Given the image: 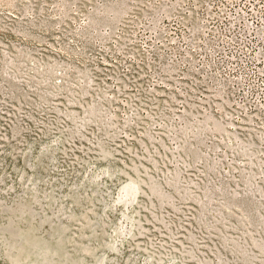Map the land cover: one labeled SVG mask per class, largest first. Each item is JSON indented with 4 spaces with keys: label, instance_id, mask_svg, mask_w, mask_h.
I'll return each instance as SVG.
<instances>
[{
    "label": "rangeland",
    "instance_id": "rangeland-1",
    "mask_svg": "<svg viewBox=\"0 0 264 264\" xmlns=\"http://www.w3.org/2000/svg\"><path fill=\"white\" fill-rule=\"evenodd\" d=\"M150 1L0 0V264H264V115Z\"/></svg>",
    "mask_w": 264,
    "mask_h": 264
},
{
    "label": "built area",
    "instance_id": "built-area-1",
    "mask_svg": "<svg viewBox=\"0 0 264 264\" xmlns=\"http://www.w3.org/2000/svg\"><path fill=\"white\" fill-rule=\"evenodd\" d=\"M148 1L152 5L153 1ZM162 3L168 9L152 7L151 12H145V18H150L159 30L155 36L161 47L159 67L165 69V74L178 78L187 73L189 67L183 61L197 56L193 64L205 74L215 76L218 91L231 96L245 112L264 115V0H162ZM178 8L182 10L179 20L175 16ZM144 33L149 34L145 29ZM154 44L144 43L145 49H152ZM165 45L178 49L181 61L169 58Z\"/></svg>",
    "mask_w": 264,
    "mask_h": 264
}]
</instances>
